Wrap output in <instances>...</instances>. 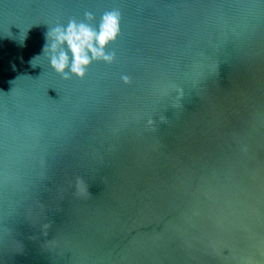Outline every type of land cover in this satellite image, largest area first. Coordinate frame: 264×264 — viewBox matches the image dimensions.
<instances>
[{
	"label": "water",
	"instance_id": "obj_1",
	"mask_svg": "<svg viewBox=\"0 0 264 264\" xmlns=\"http://www.w3.org/2000/svg\"><path fill=\"white\" fill-rule=\"evenodd\" d=\"M0 264H264V0H0Z\"/></svg>",
	"mask_w": 264,
	"mask_h": 264
},
{
	"label": "clouds",
	"instance_id": "obj_2",
	"mask_svg": "<svg viewBox=\"0 0 264 264\" xmlns=\"http://www.w3.org/2000/svg\"><path fill=\"white\" fill-rule=\"evenodd\" d=\"M91 19V14H88ZM120 14L116 11L104 13L101 17L99 28L94 29L86 24H76L70 22L66 29H53L48 35L54 37L56 43H53V50L57 44H67L72 53L71 72L83 78L85 69L91 64L92 60H103L111 62L112 55L106 54L104 49L115 42L120 34ZM91 53V55H89ZM68 55L61 52L59 57L51 59L52 67L63 74L68 68ZM77 191L82 195H88L87 187L82 181H77Z\"/></svg>",
	"mask_w": 264,
	"mask_h": 264
}]
</instances>
